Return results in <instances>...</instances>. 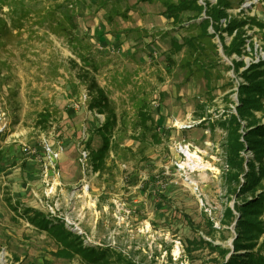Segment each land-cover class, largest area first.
<instances>
[{
  "label": "rangeland",
  "instance_id": "374dc122",
  "mask_svg": "<svg viewBox=\"0 0 264 264\" xmlns=\"http://www.w3.org/2000/svg\"><path fill=\"white\" fill-rule=\"evenodd\" d=\"M229 1L230 17L264 23V0ZM165 9L162 0H0V264H84L55 256V236L31 223L26 207L64 222L86 245L114 246L139 264H219L220 252L208 243L187 247L193 239L233 249L239 213L223 223L236 196L226 178V132L217 122L238 104L243 78L232 58L247 66L264 58V31L245 23L248 53L228 57L218 34L200 35V18L178 24ZM105 14L116 17L107 24ZM129 16L137 30L130 47L110 38V28L129 25ZM223 35L229 43L232 35ZM190 38L193 45L173 52V40ZM86 63L98 65L91 73L117 115L98 171L82 161L83 150L102 146L98 128L106 116L91 107L93 93L78 77ZM142 109L161 136L155 144L151 133L146 142L135 138ZM44 110L52 114L45 127L38 123ZM256 114L264 121V110ZM76 120L89 135L73 128ZM242 154L254 158L250 149ZM259 240L264 245V232Z\"/></svg>",
  "mask_w": 264,
  "mask_h": 264
},
{
  "label": "trees",
  "instance_id": "16d2710c",
  "mask_svg": "<svg viewBox=\"0 0 264 264\" xmlns=\"http://www.w3.org/2000/svg\"><path fill=\"white\" fill-rule=\"evenodd\" d=\"M143 2L153 0H141ZM165 4V12L173 21L182 24L200 18L203 27L201 36H214L218 34L223 42V50L228 57L233 54L243 56L246 51L247 38L245 36L244 24L251 22L264 31V23L254 16L241 20L236 16H231L227 11L231 8L229 0H217L216 4L204 5L198 0H162ZM203 10L206 16L202 17ZM188 15L184 17V13ZM226 18L224 26L222 19ZM69 22L74 27V19L69 16ZM213 23L215 32L210 34L208 27ZM227 31L232 35L231 41L226 43L223 32ZM264 36V33H263ZM186 44L193 45V41L185 39L183 42L173 40V52L182 49ZM254 50V43H249ZM83 57V54L80 55ZM231 68L243 78L237 90L238 104L236 112L229 114L228 118L217 123L225 130L226 137L224 150L228 170L226 178L229 183V190L236 196L234 207L227 206L225 209V220L223 223L231 224L239 213L235 230L237 237L233 240V249L214 245L213 242L204 238L189 240L193 247L200 243H208L211 248L217 249L221 254L219 264H264L263 243L259 240L264 232V121L257 116V112L264 110V58L256 62H251L248 66L243 59L232 58ZM73 64L78 65L76 60ZM83 71L78 74L79 78L88 83L93 93L92 108L105 113V120L98 133L101 134L103 144L100 148L90 153V160L94 167L99 169L106 163V157L111 149V134L117 122V115L108 93L86 69L84 64L80 67ZM244 68V69H243ZM107 112V113H106ZM38 123L42 126L49 125L52 117L50 110H44L39 115ZM139 127L142 131L135 136L137 140L146 142L151 133V143L155 144L161 140V136L155 130V122L152 115L142 109L139 111ZM250 149L254 153V158L246 161L242 152ZM32 212V214H31ZM29 221L46 229L55 236L57 240V250L53 254L60 258L72 259L79 257L84 264H139L135 258L114 246L105 244L101 246L86 245L82 235L68 229L64 222H53L45 213L36 208H24ZM213 226V222H210ZM233 252L228 256V254Z\"/></svg>",
  "mask_w": 264,
  "mask_h": 264
},
{
  "label": "crops",
  "instance_id": "0c3cea01",
  "mask_svg": "<svg viewBox=\"0 0 264 264\" xmlns=\"http://www.w3.org/2000/svg\"><path fill=\"white\" fill-rule=\"evenodd\" d=\"M131 12V11H130ZM130 12H128V14L130 15ZM106 15V19H105V22H107V24L109 23H111V22H113V20H114V18L116 17V16H114V15H110V14H105ZM119 15V18H121V20H123L122 19V15L121 14H118ZM132 15V14H131ZM170 16V15H169ZM171 17V16H170ZM172 18V17H171ZM74 19V18H73ZM97 19V18H96ZM87 20V19H86ZM97 21H98V19H97ZM124 21V20H123ZM125 22H127V23H129V25H127V26H125V27H121V29H114V28H110L111 29V33H110V38H111V40H113V42H116V43H118V44H120V43H127L128 42V46L130 47L131 45H133V44H135L136 43V41H135V39L134 38H131V34H132V32L134 33V32H136L137 30L134 28L135 27V24H134V17L132 18V17H130L129 16V18H127L126 19V21ZM94 33V32H93ZM119 33H122L123 35H120ZM134 46V45H133ZM133 49V48H132ZM81 54H83V53H81ZM86 55H84L83 54V58L85 57ZM73 60H75V59H73ZM72 60V61H73ZM79 64V63H78ZM80 65V64H79ZM81 65H83V64H81ZM84 66H85V68L86 69H88V70H94V71H96V69H97V67H98V65L96 66L95 64H93V65H91V68H88V66H90V64L89 63H86V64H84ZM99 82V81H98ZM99 84H100V82H99ZM75 85L73 84V87H74ZM81 95V94H80ZM77 117L75 116V119H76ZM83 119H87L88 121H89V119H90V117L88 116V114H87V116L85 117V118H83ZM82 120V119H81ZM80 124H81V121H78V120H76V124H75V126H73V128L74 129H79V128H83L82 129V131H84V134H86V135H89V132L88 133H85L86 132V130H84V127H86L85 125H82V126H80ZM71 141L69 140V143H70ZM88 163H90L89 162V158H88ZM90 165H92V168H91V170L93 171H98L99 169H96L95 167H94V165H93V163L92 164H90ZM89 168V167H88Z\"/></svg>",
  "mask_w": 264,
  "mask_h": 264
},
{
  "label": "built area",
  "instance_id": "2783aa9c",
  "mask_svg": "<svg viewBox=\"0 0 264 264\" xmlns=\"http://www.w3.org/2000/svg\"><path fill=\"white\" fill-rule=\"evenodd\" d=\"M201 4L204 5L205 4L204 1ZM81 98H82V101H86L88 99V93H87V91H83L82 92ZM153 105H154V107H158V103L156 101L154 102ZM183 153H184V151H183ZM55 154H56V156L58 155L57 153H55ZM89 155H90V151L89 150H83V152H82V161H83L84 164L87 165V167L90 166L92 168V165H90L88 163Z\"/></svg>",
  "mask_w": 264,
  "mask_h": 264
},
{
  "label": "bare ground",
  "instance_id": "6f19581e",
  "mask_svg": "<svg viewBox=\"0 0 264 264\" xmlns=\"http://www.w3.org/2000/svg\"><path fill=\"white\" fill-rule=\"evenodd\" d=\"M187 153H188V155L191 157V155H193V154H191V152H190V150H188L187 149ZM200 165V162H197V163H194L193 165H192V167H196V166H199Z\"/></svg>",
  "mask_w": 264,
  "mask_h": 264
}]
</instances>
